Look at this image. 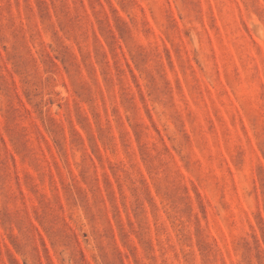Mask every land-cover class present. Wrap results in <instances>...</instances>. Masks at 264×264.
I'll return each mask as SVG.
<instances>
[{"label": "rangeland", "instance_id": "obj_1", "mask_svg": "<svg viewBox=\"0 0 264 264\" xmlns=\"http://www.w3.org/2000/svg\"><path fill=\"white\" fill-rule=\"evenodd\" d=\"M0 264H264V0H0Z\"/></svg>", "mask_w": 264, "mask_h": 264}]
</instances>
